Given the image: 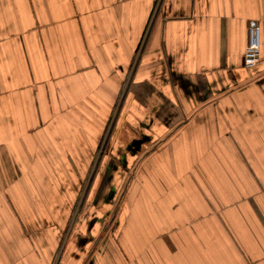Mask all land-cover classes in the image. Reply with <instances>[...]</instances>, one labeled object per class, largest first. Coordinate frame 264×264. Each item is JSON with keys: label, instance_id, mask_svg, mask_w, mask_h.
<instances>
[{"label": "crops", "instance_id": "0c3cea01", "mask_svg": "<svg viewBox=\"0 0 264 264\" xmlns=\"http://www.w3.org/2000/svg\"><path fill=\"white\" fill-rule=\"evenodd\" d=\"M0 264H264V0H0Z\"/></svg>", "mask_w": 264, "mask_h": 264}, {"label": "rangeland", "instance_id": "374dc122", "mask_svg": "<svg viewBox=\"0 0 264 264\" xmlns=\"http://www.w3.org/2000/svg\"><path fill=\"white\" fill-rule=\"evenodd\" d=\"M142 46L139 48L141 49ZM139 49V50H140ZM139 50L134 58L133 66H135L138 58H139ZM125 89L122 90L121 96H124ZM120 98L122 99V97ZM121 99H119V102H122ZM119 102L118 105L119 106ZM118 108V107H117ZM114 109L112 116L110 117V120L106 127L105 136L108 138L109 133L112 130V125L114 120L116 119V114L118 112V109ZM106 140V139H105ZM105 143V142H104ZM103 149L100 152H97L93 163L91 164V168L89 169V173L87 174V178L84 180V182L80 185V188L76 194L75 202L73 205V210L71 213V217H69L68 222H66V228L62 233V238L59 240V251L58 255L56 257V261L58 262L60 259V255L63 251V247L65 244H67L69 235L71 232H73V229L77 227V225H81L83 222V218L86 219V216H84V212L86 209H88L89 212H95V208L97 207V204L93 205L91 204L93 201L95 202V198H105V196H112L113 192V181L116 178L115 174L112 173L113 166L118 164H124L125 159L127 157L123 156H102L100 155L102 153ZM105 162V163H104ZM102 164H105L104 172H100V168L102 167ZM132 172L127 171L126 172V179L124 181V184L127 181L128 177L132 176ZM116 192V191H115ZM114 192V193H115ZM101 200V199H100ZM99 202V200H98ZM88 203V204H87ZM87 205V206H86ZM96 213V212H95ZM96 215H93V220H95ZM91 219V220H92ZM80 221V222H79ZM78 223V224H77ZM56 262V263H57Z\"/></svg>", "mask_w": 264, "mask_h": 264}, {"label": "built area", "instance_id": "2783aa9c", "mask_svg": "<svg viewBox=\"0 0 264 264\" xmlns=\"http://www.w3.org/2000/svg\"><path fill=\"white\" fill-rule=\"evenodd\" d=\"M247 41L248 43L242 58V67L246 70H253L261 62L259 28L257 26L254 25L248 29Z\"/></svg>", "mask_w": 264, "mask_h": 264}]
</instances>
